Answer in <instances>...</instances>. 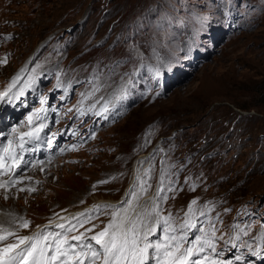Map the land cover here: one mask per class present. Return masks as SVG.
Returning a JSON list of instances; mask_svg holds the SVG:
<instances>
[{
	"label": "rangeland",
	"instance_id": "1",
	"mask_svg": "<svg viewBox=\"0 0 264 264\" xmlns=\"http://www.w3.org/2000/svg\"><path fill=\"white\" fill-rule=\"evenodd\" d=\"M0 33L9 34L0 47V88L29 59L42 69L99 67L109 94L141 65L159 68L161 82L168 84L102 129L94 154H78L75 165L38 168L36 192H0V214L7 213L1 220L11 219L10 210L30 215L37 228L51 208L70 210L99 198L118 202L125 195L124 202L137 172V211H150L158 192L177 212H187L192 200L196 210L221 198L227 208L219 209L228 213L224 226L250 218L261 231L264 0H0ZM131 45L139 46L142 60L129 59ZM192 50L200 54L198 61ZM192 153L198 166H183ZM176 175L187 177L186 183L174 180ZM223 177L236 190L229 192ZM168 186L174 192L165 199ZM230 200L237 202L225 205ZM194 219L203 227L207 216ZM198 232L196 227L194 237Z\"/></svg>",
	"mask_w": 264,
	"mask_h": 264
},
{
	"label": "snow or ice",
	"instance_id": "2",
	"mask_svg": "<svg viewBox=\"0 0 264 264\" xmlns=\"http://www.w3.org/2000/svg\"><path fill=\"white\" fill-rule=\"evenodd\" d=\"M153 54L157 60L160 59L155 47ZM132 57L143 59V53L140 52L138 45L130 46L129 59ZM116 66L118 67L119 64ZM39 67L40 65H36V68ZM26 70L21 69V74L13 77L7 88L0 92V102L10 99L9 93ZM32 71L35 72L36 69L33 68ZM154 71L157 76L160 75L159 68ZM34 81L35 77L29 76L25 87H31ZM96 90H99V87ZM23 94L24 88H21L18 95ZM123 94L125 90L121 89V95ZM119 98L120 96L116 97V99ZM41 103L43 104L44 101L42 100ZM43 111L45 110L41 108L26 118L27 131L21 132L19 128L13 127L10 134H7V143L0 145V177H8L7 180H0V189H4L5 192L22 183L23 170L28 163L25 161L24 154L32 151L36 143L44 139L42 134L48 125L42 122L40 113ZM101 111H108V103H105ZM38 121L41 122L38 123ZM5 135L0 132V137ZM51 142L49 139L48 143L51 144ZM30 145L33 147H29ZM145 184L146 182L141 181L140 194L147 192L148 188ZM26 190L35 191L33 188L18 189L20 192ZM7 198L5 196V199ZM138 200L139 195L132 192V200L125 202L127 207L122 210L123 215L120 212H113L109 223L91 236L87 233L92 232L95 226L78 235H70L77 231L76 225L65 229L64 224H58L57 227L63 231H38L33 236H18L11 226L14 221L9 222L8 227L0 224V244L3 245L0 246V264H150V261L153 264H224L223 261L214 259L212 255L218 254L217 241L224 239L222 235L217 236L219 230L214 224L209 222L207 228L200 227L199 234L189 240V232L197 227L194 219L197 214L194 208L197 204L196 200H192L189 204L185 219L179 226V234H177L178 229L173 226L172 217L161 216L155 203L150 211L148 209L137 211L140 206L135 202ZM199 215L204 216L205 211H200ZM86 222H80V227H83ZM29 224L28 220L20 218L19 228H27ZM161 227L163 235L153 240L152 237L156 236ZM260 227L258 239L264 244V224ZM232 228L238 230L237 234L225 243L236 247L235 241L240 240V234L247 236L252 229V224H245L244 227L235 224ZM10 238H14V242H10ZM247 247L250 251L252 250L251 245ZM262 251L264 249L258 246L252 254L260 256ZM240 259V256L236 257V260ZM228 264L231 262L229 261Z\"/></svg>",
	"mask_w": 264,
	"mask_h": 264
},
{
	"label": "trees",
	"instance_id": "3",
	"mask_svg": "<svg viewBox=\"0 0 264 264\" xmlns=\"http://www.w3.org/2000/svg\"><path fill=\"white\" fill-rule=\"evenodd\" d=\"M261 102H262V105L264 106V93L261 95ZM263 111H264V107H263ZM193 153H195V152H193ZM191 154L186 160H185V163L183 164V166H188L189 165V163H191V162H193V166L194 167H196V166H198V164H199V160H198V158H197V160H194L195 158H193V156H195V154ZM187 163V164H186ZM193 167V169H195ZM195 175H199V174H197V173H195ZM201 177H203V176H201ZM204 177H206V175H204ZM204 177L202 178V179H204ZM224 179V180H223ZM226 179H227V177H226ZM221 182H224L225 184H226V187L228 188V190H229V192H233L234 190H236L235 189V186H234V184L233 183H231V182H228V180H227V182L225 181V177H223L222 178V180L220 181V183ZM230 193V194H231ZM237 195H241V194H237ZM220 201H221V198H220ZM237 201H233V200H230L229 201V203H226L225 202V205L226 204H228V205H233V203H236ZM230 215H232V214H230Z\"/></svg>",
	"mask_w": 264,
	"mask_h": 264
},
{
	"label": "bare ground",
	"instance_id": "4",
	"mask_svg": "<svg viewBox=\"0 0 264 264\" xmlns=\"http://www.w3.org/2000/svg\"><path fill=\"white\" fill-rule=\"evenodd\" d=\"M140 157H141V156H140ZM138 180H139V179H138L137 172H134V173H133V178H132V180L129 182L130 184L127 185V187H126L127 189H126L125 191L128 192V191L133 187L132 184L135 183V182L138 181ZM134 186H135V184H134ZM153 194H155V193L153 192ZM123 198H125V195H123V196L119 199V201H120V200L122 201ZM148 198H149V197H145L144 200H146V199H148ZM119 201H118V202H119ZM121 201H120V202H121ZM9 212H10L11 219H10L9 221H7V222H5V221H3V220L0 219V222H2V223H9V222H13V221L16 220V218H14L13 215H11V211H8V213H9ZM3 214H7V213H6L5 211H3V213L0 214V216L3 215ZM44 224H45V223H44ZM35 226H36V225H35ZM41 226H43V225H40V226H38L37 228H39V227H41ZM37 228H36V229H37Z\"/></svg>",
	"mask_w": 264,
	"mask_h": 264
}]
</instances>
